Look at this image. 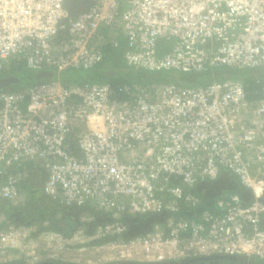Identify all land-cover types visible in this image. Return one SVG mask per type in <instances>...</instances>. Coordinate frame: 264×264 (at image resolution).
I'll use <instances>...</instances> for the list:
<instances>
[{"label": "built area", "instance_id": "1", "mask_svg": "<svg viewBox=\"0 0 264 264\" xmlns=\"http://www.w3.org/2000/svg\"><path fill=\"white\" fill-rule=\"evenodd\" d=\"M67 1L0 0V73L20 62L58 72L90 69L104 58L94 38L114 27L125 37L126 63L137 69L264 66V0H76L74 13ZM16 81L0 78V205L22 198L26 174L10 169L41 162L45 195L67 206L90 205L111 220L69 236L42 231L43 252L53 253L40 257L33 254L35 228L1 213L0 264L20 257L25 264L68 262L59 256L66 250L97 252L83 262L69 259L76 264H231L217 263L223 256L264 263V77L263 96L255 100L242 80L231 78L120 87L50 80L1 89ZM81 123L86 131L75 137ZM224 172L236 177L247 202L236 190L208 201L194 192ZM125 214L165 218L126 238Z\"/></svg>", "mask_w": 264, "mask_h": 264}, {"label": "trees", "instance_id": "2", "mask_svg": "<svg viewBox=\"0 0 264 264\" xmlns=\"http://www.w3.org/2000/svg\"><path fill=\"white\" fill-rule=\"evenodd\" d=\"M99 31L105 34L106 37H109V39L106 42L104 41L105 43H103L102 46L100 47L94 46V41L96 37L94 38L92 42V47L101 49L104 54V58L102 62L92 67L94 69L93 72H95L97 67L101 65H105V62H109L114 67H118L119 71H120V68H125V69L134 68L126 63L125 58L123 60L122 57L119 56V55L122 56V53H123V51H119L121 48V44H120L121 41L119 42L118 47L114 48L112 47L111 42H109V40L111 39V37L109 36L110 31L105 28L100 29ZM16 65L25 66L23 62H20L19 64H16ZM16 65L13 64L9 68L8 71L4 73H0V78L1 76H4V75L9 76L11 74L17 79V82H10L6 84V86H3L1 89L14 90L16 88L29 85L31 83L45 82V81H50V80H60L63 84H73V83L82 84L85 82L109 83L112 86H119V87L122 86L123 84H130V85H133L134 83L157 84V83H166V82L173 81V80H170V78L165 75V73H167L169 70H161L160 72L156 73V75L151 76L150 74L143 73L142 69H138L137 70L138 72L134 73V77L130 78V74L128 73L123 74L124 71H120V73L119 72L108 73L104 76H100L99 74H97V70H98L97 69L95 76L87 77L83 75L79 76V75L74 74L84 69H67V70L58 72L51 68H45L43 70L41 80L36 81V82L23 83V82H20L17 76H15L16 67H17ZM67 72H70V74H68ZM71 72H74V73L71 74ZM201 72H205V75L201 76L200 74L195 79H200V78L207 76V80L205 83L198 84V85L208 84L209 82H212L214 79H218V80H222L226 78L240 79L245 84L248 99L255 100L261 97V88L259 87V85L255 84L253 82V78L250 77V68L240 69L236 67L224 66V67H217L211 70H206V71H201ZM159 73H164V75L159 74ZM137 76L140 77V79L136 81ZM175 83H178V82H175ZM181 85H187V84H181ZM118 91H119V96L124 98L125 95H123L122 91L120 90ZM32 167L31 168L29 167L30 176L28 178L26 177L27 178L26 180H24L25 179L24 178L23 179L24 181L22 180L21 182L22 184L29 186V188L31 189V197H30V200L28 201V204L26 206H21V204L14 205L13 203L8 202V201L2 202V208L5 211L6 215L9 216L10 218L8 219L9 222L14 223L16 225L29 224L35 217L34 213L40 212L41 221L47 220L51 228L57 229L64 233L65 231L69 232L70 230H72L79 221L77 219L79 215L82 212H85L87 210L88 212H91L90 214H93L94 216V220L89 222L90 224L89 223L85 224L87 228L91 229L97 224H101V223L111 220V217L108 214L101 213L100 211L93 209V207H91L90 205L67 206V205L60 204L59 202L50 199L47 195L41 193V187L39 186V183L43 181V176L41 175L42 172L33 173ZM216 184L217 183L215 182L214 183L207 182L204 184L197 185L198 187H195V190L194 189L193 190L195 193H197L202 198L203 201H208L210 197H212V195L205 194L207 196H203L199 192L201 191L202 193H206L204 191L207 190L208 187H210V189L212 188L211 191L213 190V192H217L219 190L217 189ZM210 189H209V192H210ZM235 190L239 192L240 194H243V197L245 196V200H244L245 202L249 200L248 194H246L245 189L241 185H238V188ZM59 213H62L65 216V219H64L65 229L58 227L57 214ZM70 216H72L75 219L76 223L74 220L70 219ZM164 218L165 216L163 214H160V215H157V214L123 215L122 220L127 225V232L124 236L126 238H129V237H135V236L144 234L148 230H150L154 224L162 222ZM206 262L207 261L205 260H200L199 264H207ZM244 262H245L244 257H238L235 260H229V259H218L217 260V263L244 264ZM252 263L256 264L255 262H252ZM117 264H120V263H117ZM123 264H141V263L126 262Z\"/></svg>", "mask_w": 264, "mask_h": 264}, {"label": "crops", "instance_id": "3", "mask_svg": "<svg viewBox=\"0 0 264 264\" xmlns=\"http://www.w3.org/2000/svg\"><path fill=\"white\" fill-rule=\"evenodd\" d=\"M101 29H104V28H101ZM110 34H112L113 37H115L116 39H118L119 42L121 41L120 42L121 48H120L119 51H123V53H122V56L121 55H119V56L122 57V59L124 60V51L126 49V42H125V37L123 36V34L121 32V29L118 30L117 27L116 28L114 27L113 32L110 31ZM108 39H109V37H106L105 34H103L102 32L99 31V33L97 34V36L95 38L94 46L95 47H100V46H102L103 43H105L106 41H108ZM139 79H140V77L137 76L136 77V81L139 80ZM260 88H261V86H260ZM262 96H263V94H262V91H261V97ZM85 131H86V126H85V124L81 123L78 127H76L74 129L73 135L76 137V136H79L80 134L84 133ZM73 152H74L75 155H78V156L81 155V151H80V149L78 147V143H77L76 140L73 143ZM29 167L30 168L32 167L33 173L34 172L35 173H37V172L38 173L39 172L41 173L42 172L41 175L43 176V181H41L39 183V186L41 187V193L45 194L44 191H43V186H44V183L46 181V178H47V175H48V171H47V169H46V167L44 166L43 163L38 162V163H35L34 164L32 162H24L19 167H14L13 170L11 168L10 169V172L11 171H14V172L15 171H21V172H23V173L26 174L25 177H24L25 178L24 180H26L30 176V173H29L30 169H29ZM215 183H217L216 184L217 187H218V184H219V187H218L219 191H217L218 193L217 192H213V190L211 191L212 188L210 189V187H208V189L204 191L206 193H202L201 191L199 193L201 195H203V196H207L205 194H210L212 196H215V195H218L219 193H221L222 191H225V190H235L238 187L237 181H236V177L233 176V175H231V174H229L228 172H224L221 175L220 179H218L217 181H215ZM196 187H198V186H196ZM20 188H21L22 198H21V201L19 203H17L16 205L21 204V206H26L28 204V201L30 200V197H31V189L29 188V186H26V185H24L22 183L20 184ZM209 189H210V192H209ZM194 190H195V187H194ZM244 200H245V196H244ZM93 209H95V208L93 207ZM95 210L100 211L101 213H104V214H108L111 217V215L109 213H107V212H103V211L98 210V209H95ZM1 213H4L5 214V217H6L7 220L10 219L9 216H7L6 213H5V211L3 210L2 203L0 205V214ZM90 213L91 212H88V210L85 211V212H82L79 215V217L77 218L79 221L76 224V226H74V228L72 230H70L69 232H66L65 231L64 233L61 232V231H59V230H57V229L51 228L50 227V224H49V222L47 220L41 221L40 212L34 213V216H35L34 219L29 224H25V225H31V226H33L35 228V232L32 235L34 237L37 236V233L36 232H37V230L39 228V225H41V226L42 225L43 226L47 225L49 227V230L50 231L55 232V233H58V234H61L63 236H69V235H71V232L74 231L77 228L84 229L87 232H90L93 229V228H91V229L90 228H87L86 225H85L86 223H89V222H91V221L94 220L93 214H90ZM125 215H129V214H125ZM57 218H58V220H57L58 227L65 229V223H64L65 216H64V214H62V213L57 214ZM70 219L75 221V219L72 216H70ZM75 223H76V221H75ZM261 224L264 227V219L262 220ZM253 262H255L256 264L263 263V262H261L259 260H256V259H254Z\"/></svg>", "mask_w": 264, "mask_h": 264}, {"label": "rangeland", "instance_id": "4", "mask_svg": "<svg viewBox=\"0 0 264 264\" xmlns=\"http://www.w3.org/2000/svg\"><path fill=\"white\" fill-rule=\"evenodd\" d=\"M16 66L17 67H16L15 76H17L19 78L20 82H23V83L28 82L29 83V82H36V81L41 80L42 73H43L44 69H31V68H28L27 66H20V65H16ZM97 69H96L97 74H99L100 76H104L108 73H113V72H119L120 73V71H124L123 74L128 73V74H130V78H131V77H134V73L138 72L137 71L138 69H135V68H128V69L120 68V71H119L118 67H114L109 62H105V65H101V66L97 67ZM244 69H249V68H244ZM96 70H95V72H93L94 71L93 68L92 69H84V70L78 71L76 73L71 72V74L74 73V74L79 75V76L83 75V76L89 77V76H95ZM158 72H160V71L155 72V71L143 70V73L150 74L151 76L156 75V73H158ZM67 73L70 74V72H67ZM159 74L164 75V73H159ZM200 74H201V76H203V75H205V72H200V73L199 72H180V71H176V70H171V71H168L167 73H165V75L168 76L170 78V80H173V81L181 83V84H187V85H198V84L205 83L207 80V76L200 78V79H195ZM250 77H252L253 82L255 84L259 85V87H260L261 80L264 77V66L263 67H252V68H250ZM42 226L39 225V228L36 232L38 235V236H36L37 237L36 239L39 242V245H38L37 249L36 248L34 249V253H33L34 255L40 256V257H42V255L45 256L44 254L53 253V251L51 249H48L47 251L43 252V247H46V244L43 241H41V239L39 238V234H41L42 231H46V233H48L50 230H49V227L47 225H45L43 227ZM29 249H31V248H29ZM96 253L97 252H93V253L80 252V253H78V252H76V250H71V251L66 250V251L60 253L59 256L61 259L67 260L68 262L70 261L69 259H75V258L80 259V261L83 262L87 258H92L93 256H95ZM76 262H78L79 264L82 263L79 261H76ZM20 263H22V264L26 263L22 257L16 258L12 261H9V262L3 263V264H20ZM108 264H111V263H108Z\"/></svg>", "mask_w": 264, "mask_h": 264}, {"label": "water", "instance_id": "5", "mask_svg": "<svg viewBox=\"0 0 264 264\" xmlns=\"http://www.w3.org/2000/svg\"><path fill=\"white\" fill-rule=\"evenodd\" d=\"M76 0H68L67 1V3H66V6L70 9V12L71 13H74V12H76L78 9H72V4L75 2ZM81 3L83 4L84 2L83 1H81ZM85 6V4H83L82 5V7L83 8H85L84 7ZM17 80V79H16ZM237 181V180H236ZM237 185H239V183H238V181H237ZM238 188V187H237ZM236 188V189H237ZM224 258H226V259H230V260H233V259H235L236 257H234V256H223ZM120 264H123V263H126V262H119ZM71 264H76V263H71ZM117 264V263H116ZM143 264H172V263H143ZM174 264H184V263H174ZM185 264H187V263H185Z\"/></svg>", "mask_w": 264, "mask_h": 264}, {"label": "flooded vegetation", "instance_id": "6", "mask_svg": "<svg viewBox=\"0 0 264 264\" xmlns=\"http://www.w3.org/2000/svg\"><path fill=\"white\" fill-rule=\"evenodd\" d=\"M218 187H219V184H218ZM218 187H217V189H218ZM217 189H216V191H217ZM199 261L195 259L192 262L199 264ZM20 264H22V263H20ZM38 264H71V263H68V262H60V261L59 262L58 261H44V262H39Z\"/></svg>", "mask_w": 264, "mask_h": 264}]
</instances>
